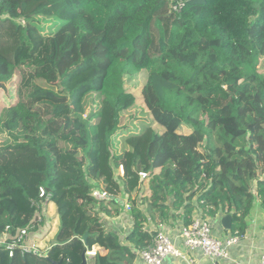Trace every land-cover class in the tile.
I'll list each match as a JSON object with an SVG mask.
<instances>
[{"label":"trees","instance_id":"trees-1","mask_svg":"<svg viewBox=\"0 0 264 264\" xmlns=\"http://www.w3.org/2000/svg\"><path fill=\"white\" fill-rule=\"evenodd\" d=\"M179 1L0 0V236L28 226L41 188L59 221L43 251L0 244V264H88L93 246L90 264H130L101 221L122 196L133 247L196 210L244 238L264 207V0ZM145 71L137 106L125 88Z\"/></svg>","mask_w":264,"mask_h":264},{"label":"built area","instance_id":"built-area-1","mask_svg":"<svg viewBox=\"0 0 264 264\" xmlns=\"http://www.w3.org/2000/svg\"><path fill=\"white\" fill-rule=\"evenodd\" d=\"M179 6L183 5V1L178 2ZM177 6H172V11H176ZM119 173L123 175V171L120 168ZM120 174V175H121ZM143 180L147 177L146 174H139ZM100 199H105L106 196L104 193H99ZM126 200L121 203L120 214L121 216L129 217V205L124 204ZM51 203L50 195L47 194L43 188L39 191V201L35 204L33 203L36 209H42L44 212V206ZM197 215L192 217L190 224L184 225L181 223L180 226L173 228L171 225H159V227L153 232L152 240L148 246L145 248H140L136 251L137 258L144 264H162L167 257H172L176 259H184L185 256L183 252L178 247L180 243L183 248L187 251H199L204 257L213 260H227L230 259V248L238 246L242 239L237 236H229L224 239L216 238L213 235V227L211 219H204L200 215V211H197ZM37 214V213H36ZM38 215V214H37ZM35 216L33 220L23 229L17 230L14 235L10 234L8 227L6 228L4 234L0 236V244H4L7 240H10V243L7 245L9 254H12V251L15 248H19L21 252L22 249L27 245L26 239L28 235L35 231L38 225L41 223L39 215ZM30 248L29 250L33 249ZM37 250H42L36 248ZM28 250V251H29ZM97 251L94 247L86 252V259L89 260L96 256ZM256 264H264V250L260 252L257 258Z\"/></svg>","mask_w":264,"mask_h":264},{"label":"crops","instance_id":"crops-1","mask_svg":"<svg viewBox=\"0 0 264 264\" xmlns=\"http://www.w3.org/2000/svg\"><path fill=\"white\" fill-rule=\"evenodd\" d=\"M124 198L121 197V201L123 202ZM52 213L54 215L51 230L46 229L44 232V237L39 238L37 234V240H41L42 244H50L58 229V214L57 208L54 203H49L45 205L43 215L47 216V212ZM46 212V213H45ZM226 215H218L215 218L211 219L212 223V231L213 235L216 238L224 239L226 237L232 236L229 233L230 230H225L221 224V219ZM101 221L104 224V227L107 231L113 232L119 236V238L123 241V245L131 248L133 254L135 255L130 264H144L142 263L136 256V251L140 249L139 247H133L128 241L125 240V237L132 229V221L129 217L121 216L119 214L118 217L108 218L105 216H101ZM181 220L179 218L170 220L167 224H159V225H172L173 228H176L181 225ZM232 223V221H231ZM159 225L152 226L147 225L146 230L153 232L159 227ZM47 225H45L46 227ZM248 228L246 230L244 238L240 241L238 246H234L230 248V259L227 260H218L213 261L206 257H204L199 251H187L183 248V246L178 243V247L183 252L185 258L184 259H176L172 257H167L162 264H256L258 255L262 250H264V207L260 204V201L255 202L252 209V214L248 220ZM44 227V228H45ZM39 230L36 229L35 232L31 233L29 237L33 234H36ZM152 237V235H151ZM37 243V242H33ZM97 253L103 255L104 251L98 246H93ZM94 258V257H93ZM93 258L88 260V264L93 261Z\"/></svg>","mask_w":264,"mask_h":264},{"label":"rangeland","instance_id":"rangeland-1","mask_svg":"<svg viewBox=\"0 0 264 264\" xmlns=\"http://www.w3.org/2000/svg\"><path fill=\"white\" fill-rule=\"evenodd\" d=\"M50 25H51V23L47 22L46 26L49 27ZM46 32L50 33L51 31L46 30ZM256 67H257L258 74L264 76V58L258 59ZM147 74H148V72L145 71V72H142L141 74L137 75L136 77L131 78V81L127 82V86L125 88L126 91L130 92L135 97V104L137 106H143L141 89H142L143 81H145V75H147ZM9 99H10V97L8 95V92L7 91L4 92L0 88V113L4 109L6 104H8ZM136 116H138V110H132L126 119H131L132 117H136ZM135 123H137V122H135ZM153 128L158 132H160L162 130L161 127H159L156 124H153ZM182 132L186 133L188 131L183 130ZM1 137H2V134H0V138ZM120 176H122V174ZM149 180H150V177H145L143 179V188L141 190L140 189L137 190L134 193V196H141V197H144V196L149 197L150 196V192H148V190H147ZM94 194L96 197L100 198L98 190H95ZM123 197L124 196H122V198ZM133 198H135V197H133ZM125 200H126V198L124 197L123 201H125ZM255 202H258V200L256 199ZM124 204H128L130 207L129 201L125 202ZM36 213L40 216L39 219L42 220L41 223L38 225L37 229H42V230H39L36 234H33L31 237H29L31 233L28 235V238L26 239L27 245L22 249L23 251H28L32 247L39 248V249H44L46 247V244H42L41 240H39V241H35V240H37V234H38L39 238H42V237H44V234H46L44 232L46 229L51 230V228H52L51 221H53L54 215L52 213H50V210H49V212H47L48 213L47 216H45V215H43L42 209L36 210ZM36 213H35L34 217L37 215ZM45 225H47V226L45 227ZM58 227H59V221H58ZM35 231H33V232H35ZM33 242H37V243H33Z\"/></svg>","mask_w":264,"mask_h":264},{"label":"water","instance_id":"water-1","mask_svg":"<svg viewBox=\"0 0 264 264\" xmlns=\"http://www.w3.org/2000/svg\"><path fill=\"white\" fill-rule=\"evenodd\" d=\"M221 224L225 230H230L231 228V215H226L221 219ZM60 264V263H54ZM82 264H86V260L84 259Z\"/></svg>","mask_w":264,"mask_h":264},{"label":"clouds","instance_id":"clouds-1","mask_svg":"<svg viewBox=\"0 0 264 264\" xmlns=\"http://www.w3.org/2000/svg\"><path fill=\"white\" fill-rule=\"evenodd\" d=\"M43 250V249H42Z\"/></svg>","mask_w":264,"mask_h":264}]
</instances>
